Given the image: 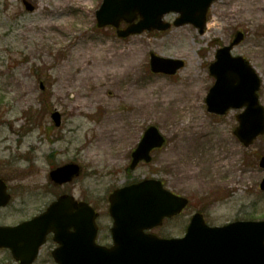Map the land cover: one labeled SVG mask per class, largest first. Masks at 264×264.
Listing matches in <instances>:
<instances>
[{"label":"rangeland","instance_id":"obj_1","mask_svg":"<svg viewBox=\"0 0 264 264\" xmlns=\"http://www.w3.org/2000/svg\"><path fill=\"white\" fill-rule=\"evenodd\" d=\"M23 1L0 0V173L12 195L0 223L36 214L61 189L49 171L68 162L81 171L66 188L94 202L143 178L187 197L183 215L159 229L164 235L181 234L196 212L211 226L264 219V136L244 147L233 135L240 110L218 116L205 104L214 82L208 66L240 31L244 39L232 53L259 75L264 106V0H215L203 33L184 24L124 38L96 25L102 0H25L32 11ZM150 52L185 65L174 75L154 74ZM148 125L166 143L130 170L131 150ZM7 260L13 263L0 251V264Z\"/></svg>","mask_w":264,"mask_h":264},{"label":"water","instance_id":"obj_2","mask_svg":"<svg viewBox=\"0 0 264 264\" xmlns=\"http://www.w3.org/2000/svg\"><path fill=\"white\" fill-rule=\"evenodd\" d=\"M214 0H102L95 12L97 26L112 25L119 37H127L144 30H166L170 23L163 17L170 13L179 16L175 26L191 23L202 33L206 13ZM27 10L33 7L23 2ZM137 18L138 21L134 22ZM121 21L128 23L119 29ZM243 39L236 33L229 45L217 49L215 61L209 65V72L215 83L209 89L205 102L207 111L223 115L229 109H242L236 115L238 126L233 133L249 146L259 135L264 134V107L259 103L257 91L260 80L249 62L242 56H232L231 49ZM181 59L165 58L150 54V66L154 73L174 74L183 67ZM54 124H60V114H51ZM165 143L158 128L150 125L132 152L129 165L134 169L139 161L149 162L150 152ZM264 169V155L259 160ZM79 174L76 164H66L50 172L55 183L71 180ZM264 190V177L260 182ZM59 197L41 216L14 226H0V247L10 249L20 264H31L36 258L50 226L44 222L59 206L69 205L66 198ZM0 182V206L9 201ZM110 214L114 219L113 247L96 248L84 252L80 264H264V220L234 221L222 226H209L201 213H195L182 238H160L144 233L162 223L164 217H171L186 206L188 200L165 189L160 180L143 179L110 195ZM93 220L95 213L87 204ZM55 213V212H54Z\"/></svg>","mask_w":264,"mask_h":264},{"label":"flooded vegetation","instance_id":"obj_3","mask_svg":"<svg viewBox=\"0 0 264 264\" xmlns=\"http://www.w3.org/2000/svg\"><path fill=\"white\" fill-rule=\"evenodd\" d=\"M141 137L142 134L140 139ZM137 144L138 143L135 144L133 149L137 146ZM155 150L157 149H153L152 152ZM129 160H131V154ZM141 163L142 162L139 164ZM73 179L74 178L62 183H54L55 186H58L61 189L56 191L53 198L42 206L36 214L24 219L29 220L33 217L41 216L53 202L58 201L59 197L68 196L63 199L67 200L69 205L59 206L56 208V211L54 209L50 219L44 222L43 225L50 226L52 230L46 233L44 241L38 249L37 256L31 264H35L38 261H41L42 264H80L81 257L85 256L84 252H89L90 250H94L96 248H110L115 243L112 232L114 219L109 212L111 199L107 196L95 199L96 201L94 202L87 195H75L71 189L66 188V186L69 185ZM0 181L3 183L6 192L11 194L9 183L1 173ZM135 181L136 180L129 181L118 187L125 186ZM85 204L91 206L95 213L92 221L90 220V212H84ZM8 205L9 204L0 206V210L6 208ZM185 209L186 207L175 216L164 218L161 225L156 226L151 230H147L146 232L155 233L159 237H171L160 233L159 229L162 228L167 221L174 220L182 216ZM0 225L5 224L0 223ZM185 231L186 225L182 224L181 234L177 237H182L185 234ZM0 251L7 253L9 258V249L6 247L0 248ZM5 264H10L9 260H7ZM13 264L20 263L14 262Z\"/></svg>","mask_w":264,"mask_h":264},{"label":"bare ground","instance_id":"obj_4","mask_svg":"<svg viewBox=\"0 0 264 264\" xmlns=\"http://www.w3.org/2000/svg\"><path fill=\"white\" fill-rule=\"evenodd\" d=\"M84 106H86V104H83V105H78L76 108H81V107H84Z\"/></svg>","mask_w":264,"mask_h":264}]
</instances>
